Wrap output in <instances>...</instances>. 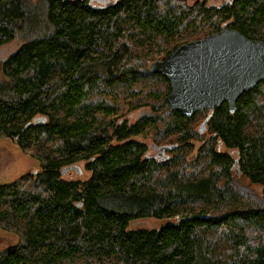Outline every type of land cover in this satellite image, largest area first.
<instances>
[{"label":"trees","instance_id":"obj_1","mask_svg":"<svg viewBox=\"0 0 264 264\" xmlns=\"http://www.w3.org/2000/svg\"><path fill=\"white\" fill-rule=\"evenodd\" d=\"M102 1L0 0V46L22 39L0 62V138L40 166L0 184V228L17 239L0 264H264V81L234 110L186 116L149 69L222 26L263 37L264 0ZM142 106L152 111L121 118ZM149 135L174 144L170 156L148 154L137 137ZM80 161L86 179L62 178ZM141 217L173 222L126 228Z\"/></svg>","mask_w":264,"mask_h":264},{"label":"water","instance_id":"obj_2","mask_svg":"<svg viewBox=\"0 0 264 264\" xmlns=\"http://www.w3.org/2000/svg\"><path fill=\"white\" fill-rule=\"evenodd\" d=\"M150 70L169 81L165 99L172 111L190 116L196 111L225 104L235 109L243 92L264 81V36L251 39L236 29L222 26L204 37L179 43L164 57L153 61ZM205 128V121L199 128ZM175 145L156 146L163 158L166 149ZM78 164L61 168V173ZM35 172V171H34Z\"/></svg>","mask_w":264,"mask_h":264},{"label":"rangeland","instance_id":"obj_3","mask_svg":"<svg viewBox=\"0 0 264 264\" xmlns=\"http://www.w3.org/2000/svg\"><path fill=\"white\" fill-rule=\"evenodd\" d=\"M35 1V0H33ZM195 1L202 0H186L188 4H192ZM209 6H219L228 0H204ZM22 42L20 37L14 38L12 41L0 46V62L12 51H14ZM2 77L0 70V78ZM152 111L149 106H142L139 108L131 109L125 111L122 119H125L128 123L134 122L136 119L141 117L142 115H146ZM203 114L197 115L194 124H192L193 130L198 132V126L203 120ZM209 132L204 131V133H198V139H191L189 141V145L191 148V152L188 155V159H193L197 148L204 142L207 138H209ZM137 139L147 145L148 154L155 155L158 154V150L156 146L164 145L170 143V141H155L152 135L147 137H137ZM151 144H156L152 145ZM170 156L169 152H165ZM80 172L74 171L73 169L66 171V173L62 174V178L65 179H86L89 176V172L84 168V161H80L77 163ZM40 169L39 162L31 157L28 153L23 152L18 145L11 138H0V184L7 183L15 180L19 176L28 173L34 172ZM238 185H241L243 189L249 190L250 193L256 196H260L262 193V188L258 184L249 183L246 178H239L236 181ZM173 219L169 218H156V217H141L131 219L127 224L128 230H136V229H158L164 224L168 222H173ZM16 235L9 231L3 230L0 228V250L10 246L16 242Z\"/></svg>","mask_w":264,"mask_h":264},{"label":"bare ground","instance_id":"obj_4","mask_svg":"<svg viewBox=\"0 0 264 264\" xmlns=\"http://www.w3.org/2000/svg\"><path fill=\"white\" fill-rule=\"evenodd\" d=\"M155 60H157V59H155ZM155 60H153V61H155ZM153 61H152V62H153ZM152 62H151V63H152ZM151 63H150V64H151ZM150 64H149V69H150ZM152 72H153V71H152ZM157 74H158V73H157ZM160 75H161V74H160ZM164 77H165V76H164ZM165 78H166V77H165ZM168 82H169V81H168ZM169 87H170V86H169ZM169 107H170V106H169ZM214 108H215V107H214ZM170 110H171V109H170ZM205 110H208V109H205ZM208 111H209V110H208ZM212 111H213V110H212ZM212 111H209L208 115H209ZM208 115H207V116H208ZM207 116L203 119L202 123L205 121V124H206ZM202 123L200 124V126L202 125ZM200 126H199V128H200ZM203 130H204V129H203ZM203 130H202V131H203ZM202 131H201V132H202ZM166 150H167V149H166Z\"/></svg>","mask_w":264,"mask_h":264},{"label":"flooded vegetation","instance_id":"obj_5","mask_svg":"<svg viewBox=\"0 0 264 264\" xmlns=\"http://www.w3.org/2000/svg\"><path fill=\"white\" fill-rule=\"evenodd\" d=\"M91 1H92V0H90V3H92ZM95 1H96L97 3H103L102 0H95ZM201 123H202V122H201ZM201 123H200V124H201ZM199 126H200V125H199ZM167 150H168V149H167ZM167 150H165V152H166Z\"/></svg>","mask_w":264,"mask_h":264}]
</instances>
